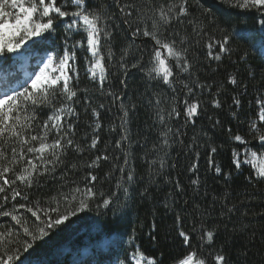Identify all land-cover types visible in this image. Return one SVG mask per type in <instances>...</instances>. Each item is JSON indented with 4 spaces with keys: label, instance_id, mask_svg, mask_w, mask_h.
<instances>
[{
    "label": "trees",
    "instance_id": "16d2710c",
    "mask_svg": "<svg viewBox=\"0 0 264 264\" xmlns=\"http://www.w3.org/2000/svg\"><path fill=\"white\" fill-rule=\"evenodd\" d=\"M92 2L102 6L106 13H118L114 0ZM134 2L137 7H144L143 15L146 19L152 15L149 9L167 4L168 0ZM205 9L210 10L207 19L201 15ZM254 15V12L231 8L222 0H190L189 15L181 18L182 23L174 22L168 32H165L164 36L169 40L186 39L183 47L188 48L187 55L192 67L189 70L191 74H182L181 80L190 86L196 82L206 85L194 88V96H189L187 89L181 91L183 83L174 82L176 91L173 92L162 80L149 79L146 70L150 67V38L138 37L133 42L127 26L121 23L122 16H116L110 22L116 25L115 38L111 41L115 59L109 65L110 71L103 89L86 73L82 56L78 61L80 77L77 87L81 102L75 105L79 119L75 122L72 138L83 151L70 149L56 172L40 177L39 185L27 192L30 200L51 202L58 191L66 193L74 187L71 181H76L83 187L82 176L90 170L84 168V165L100 154L119 156L121 164L123 156L127 154L135 170L136 182L129 186L128 194L125 195L116 188V180L123 183L119 172L115 173V178H105V174L117 161H101L100 166L91 171L98 176L96 188L104 193V197L115 193L110 207L96 208L93 205L90 210L70 216L63 225L33 242V247L26 253L22 249L25 238L21 232L18 238L21 243L17 245L22 253L21 260L27 257L29 264H118L124 259V250L131 251L129 239L133 234L132 230L136 229L135 243L145 255L160 256L163 253L164 264H177L188 251L182 244L179 230L182 228L188 232L192 236V245L198 247L202 243L199 234L203 225L205 229L214 231L212 248H223L229 264H264V215L259 214L264 213V181L253 179L249 182L247 178L254 172L250 165L242 166L240 172L234 171L231 150L240 146L237 142L230 141L227 133V129L231 128L233 133L238 132L246 139H251L246 133L248 121L255 117V106L250 105L249 100H254L258 89H264V30L260 29L258 23H253ZM196 17H199L200 22L196 21ZM194 25L196 30L207 29L217 38L228 34L231 51L221 54L220 60L209 58L204 46L206 37H197ZM175 32L179 35H169ZM53 39L35 43L33 53L53 55L62 42L61 39L53 43ZM197 40L200 41L199 44L196 43ZM122 49L128 51L129 64L139 60L145 71L130 69L128 75L124 76L117 64ZM245 54L247 58L241 59ZM230 76L236 78V85L229 83ZM121 80L125 84H121ZM243 84L248 86V91L241 96ZM116 96L120 98L116 99ZM233 96L240 98V108L232 104ZM85 97L91 105L87 111L83 104ZM184 99H188L189 103L195 101L200 104L198 115L191 120L184 113ZM213 99L221 102L220 108L212 105ZM157 100L160 101L159 104ZM53 103L59 106V96ZM122 105L130 109L128 123L124 125L128 139L123 140L122 146L117 148L115 142L124 135L120 127ZM173 106L180 115L168 119L167 113ZM92 108L99 112V117L92 114ZM49 112L50 109L46 107L38 110V120L46 119ZM158 112L165 116L164 124L160 122ZM217 119L221 123L213 127ZM97 123L100 127L94 131ZM167 128H171L172 133H169L168 144L165 145V137L161 132L167 131ZM96 135L99 136V143L95 149H90L92 137ZM208 143L217 146L215 161L223 171L233 172L227 183L207 163V148L200 145ZM257 143L258 141H252L253 145ZM253 150L257 151L255 148ZM197 151L200 153L198 161L195 157ZM260 151L264 149L258 150V155ZM161 162L163 168L160 166ZM193 162L198 164L196 172L189 171ZM65 172L67 177L62 178L61 174ZM197 178L199 183L193 185L191 180ZM176 181H179L182 190L175 189ZM62 184L66 186L62 188ZM146 187L149 195L145 199L139 193ZM97 199L99 201L101 198L98 196ZM17 202L23 201L18 198L13 203ZM225 206L233 210L228 212ZM20 211L28 217L29 225L34 227L35 218L23 209ZM177 214L181 217L179 225L176 221ZM12 227L19 226L10 217H0V231ZM193 227L196 232L192 231ZM152 235L156 237L155 241L151 239ZM2 251L3 248H0V254ZM16 264H21V261Z\"/></svg>",
    "mask_w": 264,
    "mask_h": 264
},
{
    "label": "snow or ice",
    "instance_id": "6c2138e0",
    "mask_svg": "<svg viewBox=\"0 0 264 264\" xmlns=\"http://www.w3.org/2000/svg\"><path fill=\"white\" fill-rule=\"evenodd\" d=\"M118 13H106L102 6L94 5L92 0H0V56L6 53L15 52L21 48L28 40L40 37V43L53 39L57 43L62 39L59 50L49 57L44 68L38 73L28 87H23L22 91L13 89L0 96V217H10L15 225L19 227L7 228L0 231V264H29L28 258L21 260V250L17 245L21 243L18 239L23 233L22 249L28 252L33 247V242L48 235L54 228L63 225L70 216L77 215L78 212L90 210L93 205L96 208H108L113 203L112 193L104 197V193L96 188L98 176L91 169L98 168L101 161L110 159L117 161L112 169L105 174V178H115V173L121 174V180H116V188L128 194L129 186L136 182L135 170L132 168L128 155L123 156V163H119L121 157H110L108 154L96 155L95 159L86 163L84 168L90 169L82 176L83 187L76 181H71L74 185L68 192L58 191L57 196L51 198V202L42 200H30L27 190L35 185H39L40 177L53 175L56 170L64 163V157L72 149L83 151L79 144L72 138L74 135L75 122L79 119L76 104H79L80 97L77 87L80 68L79 59L82 56L85 71L93 81L98 82L103 89L105 81L108 79L109 65L115 59L112 51L111 41L115 38L114 30L116 25L110 23L116 16H122L121 23L127 26L129 36L133 42L138 37L150 38L152 48L150 52L149 65L146 75L152 80H162L173 92L176 88L173 84L183 83L181 75L189 72L192 67L187 55L188 48L183 47L186 39L177 41L175 38L169 40L164 36L165 32L171 28L173 23H182L181 18L187 17L190 11V0H168L167 4H161L158 8L149 9L151 16L145 19L144 7H137L134 0H114ZM231 8H238L247 12H254L253 23H258L260 29L264 30V0H222ZM111 7V6H109ZM210 10L205 9L201 15L208 18ZM200 22L199 17L195 18ZM149 21L151 22L149 24ZM191 23V22H190ZM196 31L197 37L205 38L204 46L207 48V56L213 60H220L221 54L229 53L231 48L230 36L223 35L217 38L207 29L200 28ZM221 31H224L221 29ZM47 33V35H45ZM178 36L179 33H169ZM76 37H79L78 39ZM161 37H164L163 39ZM199 40L196 41L199 44ZM178 44L180 45L178 47ZM128 51L122 49L120 59L117 64L124 76L128 75L130 69H140L145 71V67L139 60L129 64L127 61ZM246 59L247 54L240 57ZM252 75V73H249ZM74 81L76 83H74ZM125 84L124 80L120 81ZM229 83L237 84L235 77H229ZM198 82L190 86L183 83V88L187 89L189 96H194V88H202ZM248 86L242 85L241 96L246 95ZM113 95L112 93H108ZM59 96V106L53 103ZM119 99V96L115 97ZM159 104L160 101L157 100ZM184 113L191 120L198 115V102L189 103L184 99ZM216 108L221 107V102L217 99L211 101ZM85 111L91 107L88 98H84ZM232 104L236 108L241 107V100L238 96L232 97ZM249 104L255 106V117L248 121L247 136L233 133L231 128L227 129L230 141L237 142L240 147L231 150V165L234 171L240 172L242 166L251 165L254 169L249 177V182L253 179L264 181V89L256 91L254 100H249ZM50 109L46 119L38 120V110L42 108ZM100 107H103L101 105ZM121 119V130L124 135L115 142L117 148L122 146V141L127 140V129L124 127L128 123L130 109L124 108ZM92 114L99 117V112L91 109ZM159 120L165 123V116L160 115ZM180 112L175 106L167 113L168 119L177 117ZM235 115V113H233ZM75 118V119H73ZM211 119V118H210ZM220 120H215L213 127L220 125ZM100 127L96 124L95 129ZM172 133L171 128L162 131L165 137L164 144H168V135ZM51 137V139H50ZM258 141L253 145L252 141ZM99 143V136H93L90 149H95ZM156 147V146H154ZM207 148V163L209 167L227 183L232 177V171H223L221 165L215 161V154L218 148L214 144L200 145ZM220 147H223L222 145ZM253 148L257 149L254 151ZM200 156L199 151L195 153L196 160ZM154 164L155 161H152ZM127 166V168L125 167ZM163 168V162H161ZM75 168L76 166L73 165ZM198 164L193 162L189 171L196 172ZM62 178L67 177V173H62ZM19 182V184L17 183ZM193 185L199 183V179L191 180ZM62 184L61 187H65ZM177 190H182L179 181L174 183ZM140 196L147 198L149 189L146 187L141 191ZM98 196L101 198L98 201ZM23 201L22 203L17 202ZM116 199H119L116 196ZM11 205V207H6ZM167 208L168 205L166 204ZM227 208V206H225ZM24 210L35 218L33 225H29L28 217L20 211ZM232 208H227L231 212ZM264 215V213H259ZM179 225L181 217L176 215ZM155 231V223L152 225ZM196 232L195 227L192 229ZM136 229L132 230L129 239L128 249L124 250V259L118 264H164L162 256L145 255L141 248L135 243ZM255 235V233H253ZM179 237L182 244L188 249L186 255L177 261V264H229L228 257L223 248H212L214 242V231L207 230L201 225L199 238L201 245L194 247L191 243L192 236L179 230ZM155 241L156 237L151 236ZM207 245L208 247H204ZM246 255V253H245Z\"/></svg>",
    "mask_w": 264,
    "mask_h": 264
},
{
    "label": "rangeland",
    "instance_id": "374dc122",
    "mask_svg": "<svg viewBox=\"0 0 264 264\" xmlns=\"http://www.w3.org/2000/svg\"><path fill=\"white\" fill-rule=\"evenodd\" d=\"M40 40V37H34L17 51L0 56V68L5 71L0 74V96L13 89L18 91L30 86L31 80L44 68L52 55L33 53V45ZM7 64L9 65L6 67Z\"/></svg>",
    "mask_w": 264,
    "mask_h": 264
}]
</instances>
